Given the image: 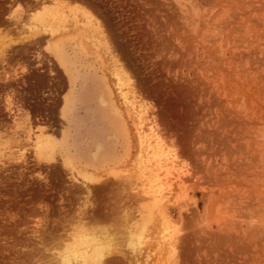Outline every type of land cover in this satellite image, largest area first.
Here are the masks:
<instances>
[{
  "label": "rangeland",
  "instance_id": "374dc122",
  "mask_svg": "<svg viewBox=\"0 0 264 264\" xmlns=\"http://www.w3.org/2000/svg\"><path fill=\"white\" fill-rule=\"evenodd\" d=\"M83 185L138 264H264V0H0V264H56Z\"/></svg>",
  "mask_w": 264,
  "mask_h": 264
},
{
  "label": "bare ground",
  "instance_id": "6f19581e",
  "mask_svg": "<svg viewBox=\"0 0 264 264\" xmlns=\"http://www.w3.org/2000/svg\"><path fill=\"white\" fill-rule=\"evenodd\" d=\"M56 4V3H55ZM55 6V5H54ZM58 7V6H57ZM54 8V7H53ZM61 8V7H60ZM59 9V8H58ZM69 11V10H68ZM49 12H51L50 14H51V20L52 21H54V20H57V21H61V19H63L62 17H61V15L60 14H57L56 12H53V11H50L49 10ZM70 12V11H69ZM84 16L86 15L85 13L83 14ZM84 16H82V17H84ZM89 18H90V16H89ZM88 18V19H89ZM87 19V17H86V19H85V17H84V20H86V22L88 23H86L87 25H89V28H88V30H90L91 31V33L93 32V33H97V31H98V27H96V26H94L93 24H91L90 23V21ZM48 20V19H47ZM89 22H88V21ZM91 20V19H90ZM90 23V24H89ZM86 25V26H87ZM66 26V25H65ZM85 26V27H86ZM89 31V32H90ZM92 33V34H93ZM94 34V35H95ZM97 35V37H98V35H99V32H98V34H96ZM95 35V36H96ZM100 36V35H99ZM99 39H101V38H99ZM95 40H96V37H95ZM97 42V41H96ZM102 45V44H101ZM103 48V47H102ZM104 52V51H103ZM110 55V54H109ZM106 57V56H105ZM2 58V57H1ZM118 72V71H117ZM52 75V74H51ZM117 75V74H116ZM117 77L118 76H116L115 78L117 79ZM125 78V77H124ZM121 80V79H120ZM125 80V79H124ZM123 80V81H124ZM117 81V80H116ZM128 82V81H127ZM123 83V82H122ZM126 85V84H125ZM128 92V91H127ZM130 98V97H129ZM129 100V99H128ZM6 102H8L7 104L10 106L11 104L10 103H12V102H10L9 100L8 101H6ZM131 106H132V104H131ZM153 137V136H152ZM74 180V179H73ZM83 187H84V185H83ZM152 187V186H151ZM158 187V186H157ZM157 187H156V189H157ZM85 189L84 190H86V196H85V200L84 201H82V206H81V208H79L78 209V213L76 214L75 212V218L73 217V220L74 221H76L75 223H78L79 224V226H77V227H73V230H75V235H73L72 234V232L71 233H69V234H72V235H69V239L71 240V244L69 245V246H67L61 253H59V254H56L57 256H56V258L58 259V261L56 262V264H131V261H130V259L128 260L127 258L128 257H131V259H132V262L134 263V264H138V260L136 259L138 256H140V254H141V250H140V245H141V243L139 242V241H141V239H143V237H144V235L146 234V231H145V228H143V227H141V226H135L134 227V230H132V228H131V230H130V228L129 227H127V228H129L128 229V231H127V229H126V227H125V229H126V234H127V239H128V244H127V249L130 251V255H128V257H126L124 254H123V252H121L122 251V249H121V247H120V249H121V251L119 250V245H118V248H117V242L118 241H121V240H114L113 241V237L111 236V235H109V234H113L111 231H109L110 230V228L109 227H107V231L108 232H111V233H107V231L106 230H104V229H100V230H98L99 228H96L95 230L96 231H99L98 233H99V236L96 234L95 235V232H94V230H91V231H89V230H86L83 226L85 225V224H87V223H89V221L91 220V219H93V222H94V219H96L97 217H99L98 215H97V212H95V210H94V205H92V203H90L89 202V197L90 196H92L91 195V193H90V191H88V189H87V187H84ZM168 188V187H167ZM134 189V188H133ZM129 190H130V188H129ZM168 190V189H167ZM136 191V190H135ZM144 191V190H143ZM164 191V190H163ZM92 192V191H91ZM127 192V191H126ZM137 192V191H136ZM154 192V191H153ZM146 193V192H145ZM144 193V194H145ZM156 193V192H155ZM152 194H154V193H152ZM146 195V194H145ZM144 195V196H145ZM124 196V195H123ZM130 196V195H129ZM135 196H138V195H134L133 196V198L132 199H135L136 197ZM139 196H140V193H139ZM153 196V195H152ZM142 197V196H141ZM147 197H148V194H147ZM146 196H145V198H147ZM130 198V197H129ZM148 199V198H147ZM130 200V199H129ZM128 200V201H129ZM111 204V203H110ZM116 204V203H115ZM117 205H119V204H117ZM109 206V205H108ZM114 206V205H113ZM116 206V205H115ZM123 206V205H122ZM79 207V206H78ZM107 207V206H106ZM119 207L117 206V209H118ZM113 209V208H112ZM115 209V208H114ZM115 210V211H119V213H121V211L120 210ZM126 209V208H125ZM88 210H90V211H92V213L90 212H88ZM94 210V211H93ZM106 210V209H105ZM109 210H110V206H109ZM122 211H124V209H121ZM127 211V210H126ZM109 213V212H108ZM107 213V214H108ZM112 213V212H111ZM111 213H110V215H111ZM115 213V212H114ZM113 213V217H116V216H114L115 214ZM118 213V214H119ZM104 214H106V213H104ZM129 214V213H128ZM109 215V214H108ZM105 216H107V215H105ZM104 216V217H105ZM126 216H129V215H126L125 214V216H124V218L126 219L127 217ZM113 217H110V218H113ZM118 217H120V215H118ZM130 217V216H129ZM132 217H133V215H132ZM107 218H108V216H107ZM122 218V217H121ZM123 218V219H124ZM117 219V218H116ZM124 219V220H125ZM128 219V218H127ZM127 219L125 220V222H126V226H127ZM72 219H71V221H73ZM108 220V219H107ZM119 220H120V218H119ZM130 221V220H129ZM124 222V223H125ZM74 223V224H75ZM101 223V222H100ZM72 224V223H71ZM80 224L82 225V226H80ZM93 224V223H92ZM87 225H89V224H87ZM101 225V224H100ZM103 225H101V227H102ZM107 226V225H106ZM79 227V228H78ZM72 228V227H71ZM95 228V227H94ZM116 228V227H115ZM115 228H113V229H115ZM92 229V228H91ZM105 229H106V227H105ZM117 229V228H116ZM72 230V229H71ZM112 230V229H111ZM119 230H121V229H119ZM119 230L118 231H116L115 233H116V235L118 234V232H119ZM79 231H81V232H79ZM82 231H84V232H82ZM113 231V230H112ZM115 231V230H114ZM122 232H123V230H121ZM122 232H121V234H122ZM125 232V231H124ZM120 233V232H119ZM125 234V233H124ZM126 234L125 235H121L123 238H126V237H124V236H126ZM118 236V235H117ZM117 236H116V238H117ZM118 237H120V235L118 236ZM121 237V238H122ZM121 238H117V239H121ZM126 239V240H127ZM123 240V239H122ZM133 241V243H131L132 241ZM113 242H116V244L114 245V243ZM127 242V241H126ZM131 244H130V243ZM137 243V244H135V243ZM120 244V243H119ZM172 247V246H171ZM174 247V246H173ZM172 247V250L171 251H173V254L175 255V257H174V259L176 258L177 259V255H176V251H175V249ZM141 248H142V246H141ZM51 253H53V252H51ZM178 253V252H177ZM172 254V253H171ZM55 256V255H54ZM52 258V257H51ZM146 261V260H145ZM50 262V261H49ZM51 264H52V262H51ZM54 264V263H53Z\"/></svg>",
  "mask_w": 264,
  "mask_h": 264
}]
</instances>
